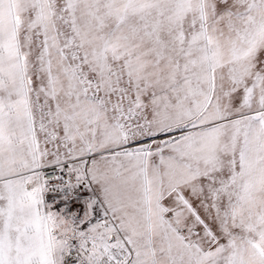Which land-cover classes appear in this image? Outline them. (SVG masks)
Wrapping results in <instances>:
<instances>
[{"label":"snow or ice","instance_id":"obj_1","mask_svg":"<svg viewBox=\"0 0 264 264\" xmlns=\"http://www.w3.org/2000/svg\"><path fill=\"white\" fill-rule=\"evenodd\" d=\"M0 264H264V0H0Z\"/></svg>","mask_w":264,"mask_h":264}]
</instances>
